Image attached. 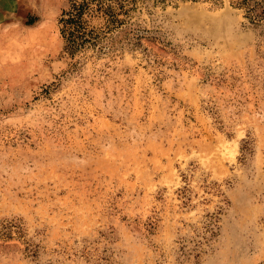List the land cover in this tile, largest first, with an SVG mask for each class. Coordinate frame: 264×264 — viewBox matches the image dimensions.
<instances>
[{
  "label": "rangeland",
  "instance_id": "1",
  "mask_svg": "<svg viewBox=\"0 0 264 264\" xmlns=\"http://www.w3.org/2000/svg\"><path fill=\"white\" fill-rule=\"evenodd\" d=\"M222 1L72 57L69 0H0V264H264V23Z\"/></svg>",
  "mask_w": 264,
  "mask_h": 264
},
{
  "label": "trees",
  "instance_id": "2",
  "mask_svg": "<svg viewBox=\"0 0 264 264\" xmlns=\"http://www.w3.org/2000/svg\"><path fill=\"white\" fill-rule=\"evenodd\" d=\"M141 0H69L59 19L60 34L64 42L63 52L69 56H83L88 50L97 54L117 48L116 33L124 30V41L129 43L130 34L138 39L140 28L134 26L133 16ZM166 2L168 0H158ZM221 5L222 0H207ZM235 8L241 9L251 22L264 23V0H230ZM30 20L28 23H32ZM79 59L72 64L76 65ZM19 224L4 225V233L10 236L8 228ZM1 231V230H0ZM19 232V230H18Z\"/></svg>",
  "mask_w": 264,
  "mask_h": 264
}]
</instances>
